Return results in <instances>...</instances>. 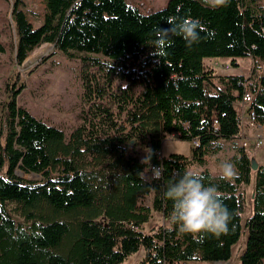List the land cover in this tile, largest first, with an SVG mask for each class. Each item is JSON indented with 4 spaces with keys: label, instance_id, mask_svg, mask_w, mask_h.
Returning <instances> with one entry per match:
<instances>
[{
    "label": "trees",
    "instance_id": "16d2710c",
    "mask_svg": "<svg viewBox=\"0 0 264 264\" xmlns=\"http://www.w3.org/2000/svg\"><path fill=\"white\" fill-rule=\"evenodd\" d=\"M41 4V25L34 27L22 1H13L18 65L42 45L102 59H83L81 122L69 134L20 107L23 86L7 84L0 131V264H123L140 249L138 264L222 262L244 232L240 264H263L264 165L254 164L243 147L235 148V176L197 173L206 185L218 186L232 213L226 233L198 242L169 227L171 204L163 192L171 178L203 165L222 141L241 134L244 79L217 76L205 60L226 58L237 66L236 59L249 57L255 67L263 65L247 108L255 124L264 125V7L255 0L216 6L212 0H168L161 10L142 14L125 0ZM171 16L197 20L200 39L187 47L182 38L170 37L166 53L155 56V32L169 28ZM214 81L220 86L209 88ZM172 135L193 143L190 158H158ZM150 166H161L159 179L142 176ZM252 182V214L243 219L241 188ZM153 213L165 224L145 233Z\"/></svg>",
    "mask_w": 264,
    "mask_h": 264
},
{
    "label": "rangeland",
    "instance_id": "374dc122",
    "mask_svg": "<svg viewBox=\"0 0 264 264\" xmlns=\"http://www.w3.org/2000/svg\"><path fill=\"white\" fill-rule=\"evenodd\" d=\"M14 0H0V42L5 48V53L0 55V131H3L4 103L7 101V84L16 80L23 86L17 102L20 107L25 108L35 118L44 123L54 126L65 134H69L81 122L83 110L82 104V79L83 59H102L83 53L72 52L70 56L64 55L55 50L53 45H42L35 49L30 56L20 66L15 61L16 30L12 17V5ZM22 9L27 13L30 22L34 27L41 25V13L43 6L41 0H21ZM129 5L136 7L142 14H149L161 10L168 0H125ZM258 6L264 7V0H255ZM234 66L230 59H207L204 61L206 68L215 70L216 75L229 76L239 75L244 79L246 86L251 89L261 73L263 65L255 64L252 59L239 58ZM90 72H95L91 69ZM224 74V75H223ZM215 82L209 88L219 87ZM214 91V90H213ZM210 92H212L210 90ZM248 105L238 106L239 112L246 111ZM243 133L241 138L222 141L221 150L216 154L205 157L203 165L195 164L190 168V172L199 173L208 171L213 176H219L221 165L231 162L235 155L236 147H243L247 155L253 158L257 165H264V128L250 125L245 119L243 123ZM257 139L262 140L260 147L255 146ZM3 142V138L1 139ZM192 142L181 141L177 135L166 138L162 143L159 157L170 155H182L190 158L192 155ZM147 168L143 171L145 176ZM23 179L29 177L21 173ZM253 182L249 187H242L241 192L245 200L243 219L252 214L250 207V197L252 194ZM150 205L151 200L146 202ZM19 222L18 219H15ZM164 225L162 217L158 213H153L144 232L149 233L151 229L158 225ZM247 233L244 232L240 240L232 247V256L228 261L222 262H192L186 264H240V256L245 251ZM144 257V251L140 249L137 253L130 255L123 264H138ZM264 264V262H263Z\"/></svg>",
    "mask_w": 264,
    "mask_h": 264
},
{
    "label": "clouds",
    "instance_id": "9594fccd",
    "mask_svg": "<svg viewBox=\"0 0 264 264\" xmlns=\"http://www.w3.org/2000/svg\"><path fill=\"white\" fill-rule=\"evenodd\" d=\"M212 3L213 6L224 5L227 0H212ZM166 23L170 25L169 28H158L155 32L151 47L155 50V56L166 53L171 43L170 37L182 38L187 47L200 39V24L197 20L171 16ZM233 176L235 166L231 162L222 164L219 178L226 180ZM159 178L158 172H154L153 179ZM163 196L171 204L165 222L180 233L202 242L207 236L218 237L228 231L232 213L223 204L218 186L206 185L201 175L188 172L171 178L165 186Z\"/></svg>",
    "mask_w": 264,
    "mask_h": 264
},
{
    "label": "built area",
    "instance_id": "2783aa9c",
    "mask_svg": "<svg viewBox=\"0 0 264 264\" xmlns=\"http://www.w3.org/2000/svg\"><path fill=\"white\" fill-rule=\"evenodd\" d=\"M242 87H243L244 92L242 94L241 104L242 105H248L251 102L252 97H251L249 89L245 83H242ZM240 118H241V133H243V131H242L243 130V123H244L245 119L248 121V123L250 125H253V124L256 125L255 124V114L253 111H250L248 108L246 109V111H241ZM256 127L264 128V125H256ZM261 145H262V140L257 139L255 142V146L260 147ZM157 155H158V158L160 159L159 153ZM146 171L147 172L145 173V176H144L146 179H153L154 172H158L160 177L162 175L161 166H150L147 168Z\"/></svg>",
    "mask_w": 264,
    "mask_h": 264
},
{
    "label": "crops",
    "instance_id": "0c3cea01",
    "mask_svg": "<svg viewBox=\"0 0 264 264\" xmlns=\"http://www.w3.org/2000/svg\"><path fill=\"white\" fill-rule=\"evenodd\" d=\"M223 75H224V74H223ZM218 76H220V75H218ZM235 76H237V75H235ZM241 136H242V134H240V136H239V137L241 138ZM239 137H238V138H239ZM236 139H237V138H236Z\"/></svg>",
    "mask_w": 264,
    "mask_h": 264
},
{
    "label": "water",
    "instance_id": "95a60500",
    "mask_svg": "<svg viewBox=\"0 0 264 264\" xmlns=\"http://www.w3.org/2000/svg\"><path fill=\"white\" fill-rule=\"evenodd\" d=\"M53 47H54V45H53ZM253 163L255 164V162L253 161ZM255 169V168H254ZM18 175H21V173H18Z\"/></svg>",
    "mask_w": 264,
    "mask_h": 264
}]
</instances>
